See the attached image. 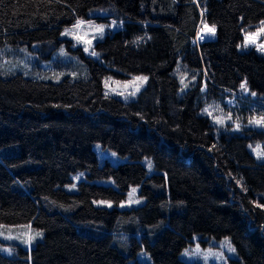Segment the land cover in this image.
Here are the masks:
<instances>
[{
	"label": "trees",
	"instance_id": "16d2710c",
	"mask_svg": "<svg viewBox=\"0 0 264 264\" xmlns=\"http://www.w3.org/2000/svg\"><path fill=\"white\" fill-rule=\"evenodd\" d=\"M88 20L121 23L95 57L60 37ZM262 21L264 0H0V49L72 57L37 78L0 68V224L42 232L0 264H146L140 252L192 264L179 254L193 235L228 237L234 264H264V162L248 149L264 150V129L247 126L264 116V54L239 50ZM204 23L215 39L196 43ZM137 75L135 100L104 92L105 78ZM212 101L242 130L219 132L201 113ZM96 143L126 160L100 164ZM77 171L87 179L69 192ZM134 185L144 203L119 209Z\"/></svg>",
	"mask_w": 264,
	"mask_h": 264
},
{
	"label": "rangeland",
	"instance_id": "374dc122",
	"mask_svg": "<svg viewBox=\"0 0 264 264\" xmlns=\"http://www.w3.org/2000/svg\"><path fill=\"white\" fill-rule=\"evenodd\" d=\"M79 22V21H78ZM74 24L73 26L63 28L61 30L60 37L62 38H69L74 41L76 45H79L83 48V51L89 55H91V51L93 49V44L98 41L102 40L104 36L108 32H113L120 28L121 23L116 21H97V20H88L83 21L79 27H76L78 24ZM115 22V23H113ZM204 24H202L196 34L195 42L198 43L201 40L198 39V36L201 34V28ZM103 26L104 31L103 33H99L96 31L97 27ZM261 25L254 28V30L246 32L244 34V41L243 44L239 47V50H247L248 48L252 47L256 51L257 47L255 45H249L247 47L244 46L245 44V36L248 33L259 32ZM71 30V34L65 35V32ZM215 37V36H211ZM209 36H206L205 39H208ZM90 41V43H88ZM257 45L264 44V34H261L256 39ZM85 48H88L89 51H85ZM61 50H63L64 54H61ZM262 54L264 52L258 51ZM95 57V56H93ZM60 58L61 60L68 61L70 60L71 54H69L63 47L58 49L57 51L48 54L46 58H41V56L37 53L32 52L26 47H19V48H11L6 47L0 49V68L8 69V70H17L18 72L24 74L28 77H41L42 74L39 71L40 68L48 69L50 67V62ZM34 70V71H33ZM145 75H137V76H130L126 78H117L114 76H109L104 80V92L107 95L114 96L120 98L122 101H132L135 100L138 93L145 87L146 82H139L134 81V77H140ZM147 77V76H146ZM107 81V87L105 82ZM125 85H129L125 87ZM139 86V91L136 92L134 96L129 95V93L133 92L135 88ZM207 110V111H206ZM205 116H207L211 122L217 126V130L219 132H239L242 130V124L232 120L230 116L223 112L220 105L216 101L210 102L206 105L202 112ZM208 113H211L209 115ZM229 117L231 119H229ZM253 119H260V118H253ZM217 120H222L223 123H217ZM237 124L239 125V130H236ZM247 126L255 127L257 129H264L261 127L254 126L248 122ZM260 150H263V143H259ZM257 145L252 146L251 148L248 147L249 151L256 157L259 162H264V159H258L256 153L253 151ZM95 152L97 153V158L99 163H103L104 160L111 162L112 164H118L124 162L126 158L120 157L114 152L109 151L106 148H103L99 143L94 144L93 146ZM142 163L146 167L148 173L155 172L153 167L152 161L149 158H143ZM150 165V166H149ZM86 172L85 171H77L76 173L71 175V183L64 185V188L69 192H75L77 189L78 182L82 180H86ZM97 184H105V185H112V180H94ZM135 192L133 193V190ZM139 186L134 185L131 186L127 192L125 199L117 206L119 209H128L131 207H137L144 203V199L139 197ZM136 201H139L138 203ZM104 202V203H101ZM93 203L99 207L105 208H112L114 205L112 202L108 200H94ZM111 204V207L107 205ZM123 205V206H121ZM36 233H41L40 236H35ZM29 236H35L34 239L31 240V243H26ZM42 238V232L38 229L32 228L29 225H21V226H12L6 224H0V253L6 256L13 255V247L12 244H18L24 248L29 249L32 247L37 241ZM225 241L231 244V247L234 249L233 244L231 243L228 237H223L221 239L209 238V237H201L200 235H193L191 238V243L187 245L179 254V258L187 263L192 264H234L232 260H236L238 258L236 251H229L228 247L225 245ZM224 245V246H222ZM198 249V251H197ZM187 251L188 255H185ZM205 254H207V259H205ZM139 260L144 261L146 264H152L150 257L144 253L140 252L137 255Z\"/></svg>",
	"mask_w": 264,
	"mask_h": 264
},
{
	"label": "snow or ice",
	"instance_id": "6c2138e0",
	"mask_svg": "<svg viewBox=\"0 0 264 264\" xmlns=\"http://www.w3.org/2000/svg\"><path fill=\"white\" fill-rule=\"evenodd\" d=\"M82 23H83V21H79L78 24L76 25V27H79V25ZM113 23H115V22H113ZM96 31L102 34L104 31L103 26L97 27ZM69 34H71V30H68L65 32V35H69ZM215 34H216V26L215 25L208 26L207 23H204L203 27L201 28V34L198 36V39L203 40V39H205L206 36H215ZM261 34H264V21L261 22V28H260L259 32H253V33L246 34L244 46L247 47L249 45H255L257 47L258 51L264 52V44L257 45V43H256L257 37ZM88 43H90V41ZM85 51H89V49L85 48ZM61 54H64L63 50H61ZM91 55L96 56L97 53L93 50V51H91ZM147 79L148 78L146 76H140V77H134L133 78L134 81H139L141 83L146 82ZM181 83H183V80L181 81ZM105 85L107 87V81L105 82ZM128 86L129 85H125V87H128ZM241 89L245 92H248V88H247L246 83L241 84ZM138 91H139V86H137L133 92L129 93V95L134 96L136 94V92H138ZM106 95H107V93H106ZM251 95L255 96L256 93L252 92ZM208 114L211 115V113H208ZM229 119H231V118L229 117ZM216 122L221 123V124L223 123L222 120H217ZM249 123L254 125V126L264 128V116H262L260 119H252L249 121ZM236 130H239L238 124L236 126ZM249 147L251 148L252 146L250 145ZM253 151L256 153V156L258 159H264V151L260 150V145H257L255 148H253ZM134 192H135V189L133 190V193ZM136 202L138 203L139 201H136ZM101 203H104V202H101ZM107 206L111 207V204H108ZM121 206H123V205H121ZM40 235H41V233L35 234V236H40ZM35 236H29L26 243H31V240L34 239ZM225 245L228 247L229 251H234V249L231 247V244L229 242L225 241ZM222 246H224V245H222ZM197 251H198V249H197ZM185 255H188L187 251L185 252ZM205 259H207V254H205Z\"/></svg>",
	"mask_w": 264,
	"mask_h": 264
},
{
	"label": "water",
	"instance_id": "95a60500",
	"mask_svg": "<svg viewBox=\"0 0 264 264\" xmlns=\"http://www.w3.org/2000/svg\"><path fill=\"white\" fill-rule=\"evenodd\" d=\"M214 39H215V37L213 38V37L209 36L208 39H206V40H201L200 42H202V41H210V40H214Z\"/></svg>",
	"mask_w": 264,
	"mask_h": 264
}]
</instances>
